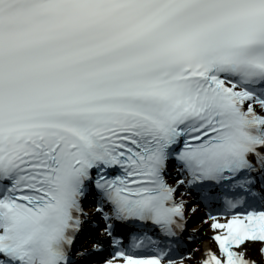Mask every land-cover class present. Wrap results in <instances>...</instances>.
I'll list each match as a JSON object with an SVG mask.
<instances>
[{"label": "snow or ice", "instance_id": "1", "mask_svg": "<svg viewBox=\"0 0 264 264\" xmlns=\"http://www.w3.org/2000/svg\"><path fill=\"white\" fill-rule=\"evenodd\" d=\"M0 264H264V0H0Z\"/></svg>", "mask_w": 264, "mask_h": 264}, {"label": "bare ground", "instance_id": "2", "mask_svg": "<svg viewBox=\"0 0 264 264\" xmlns=\"http://www.w3.org/2000/svg\"><path fill=\"white\" fill-rule=\"evenodd\" d=\"M205 243H207V242H205Z\"/></svg>", "mask_w": 264, "mask_h": 264}]
</instances>
